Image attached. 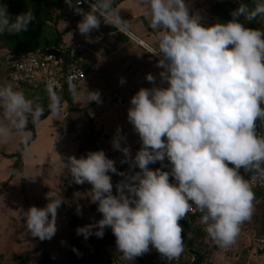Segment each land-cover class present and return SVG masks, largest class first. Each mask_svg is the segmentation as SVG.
I'll return each instance as SVG.
<instances>
[{
	"label": "clouds",
	"instance_id": "9594fccd",
	"mask_svg": "<svg viewBox=\"0 0 264 264\" xmlns=\"http://www.w3.org/2000/svg\"><path fill=\"white\" fill-rule=\"evenodd\" d=\"M64 2L81 16L77 29L89 43L99 41L91 33L102 23L125 31L127 22L114 0ZM83 3L89 4L87 11ZM141 3L157 33L155 46L145 45L146 52L159 57L157 67L166 86H156V77L148 73L153 87H141L131 97L127 119L141 142L134 156L122 146L126 138L117 127L112 146L123 153L121 163H128L129 172H118L103 150L79 158L70 155L62 162L72 182L91 185L90 201L102 214L78 227L77 235L102 238L105 228H111L124 264L151 248L172 261L185 247L180 222L198 211L206 238L227 251L254 213L255 194L241 170L264 180V29L246 26L252 21L264 24V0H255L253 7L240 2L230 20L208 26L199 14H190L186 0ZM35 20L31 8L13 17L0 3V37L19 35ZM119 82L126 83L123 77ZM84 95L87 103H102L98 90ZM48 110L59 117L58 98ZM44 112L43 105L12 84L0 86V140L17 134L26 146L32 139L29 123H38ZM165 159L169 170L149 168ZM109 173L123 177L115 184L116 194ZM22 176L34 180L36 175ZM47 199L44 207L31 206L24 217L27 231L40 241L55 236L64 203L62 196ZM76 214L82 215L79 204Z\"/></svg>",
	"mask_w": 264,
	"mask_h": 264
},
{
	"label": "rangeland",
	"instance_id": "374dc122",
	"mask_svg": "<svg viewBox=\"0 0 264 264\" xmlns=\"http://www.w3.org/2000/svg\"><path fill=\"white\" fill-rule=\"evenodd\" d=\"M62 27H68L66 28L67 31L64 32L71 29L68 24H64ZM258 28L264 29V24L259 22ZM73 37L71 33H64L62 36L64 39ZM4 64L5 49L0 48V86L7 84ZM17 90L23 91L26 97L32 100H34L33 96L40 97V94L34 91ZM45 98L47 104H54L57 100V97ZM114 105L110 99H103L102 103L99 104L95 102L93 111L96 110L97 112L93 115V121L103 129L104 133L108 134L106 139H100L102 142L101 148L108 158L115 161L116 167L121 163L123 153L119 151V154H116L110 147L104 145V140L109 144L112 143L118 126L121 129V134L126 138L121 141L122 146L126 144L133 155L135 151L131 147L134 143V135L127 123V115H123L121 110ZM98 106L102 108L97 110ZM51 115L53 116V127L56 128V133L51 130V119L47 116L36 124L34 139L20 152L23 165L21 175H36L35 179L32 180L22 176V180L15 177L11 182L5 183L6 191L0 201V264H19V256L22 255H25L26 258L20 264H38L44 253L54 264H71L70 253L74 241L77 242L79 249L77 253L79 261H75L74 264H124L120 259L121 254L117 250L111 254L105 253L104 250L109 246H98V237L94 234L87 239L83 235H77L76 229L78 227L98 221L102 218V214H95L89 209L92 204L88 192L91 189L89 183H86L83 191H66V181L68 182L67 177L70 173L60 163L67 161V157L70 155L77 158L81 157L77 155L76 142H79L82 151H85L88 124L80 113L68 110L64 103L59 106L58 118L53 114ZM58 130L67 137L71 138L72 135L76 142L64 138L63 135L61 139ZM19 142L17 134H13L7 140H0V151L12 153L16 150ZM1 157H3L2 154H0V163L4 161V157L3 159ZM151 165L155 169L162 167L169 170L170 168L167 159L163 164L158 161ZM123 166V172H129L128 163H123ZM2 168L1 164L0 179L3 181L7 171H3ZM135 171H139L138 167ZM249 182L253 188L256 181L253 179ZM253 191L255 199L252 219L242 226L236 243L227 251L219 248L206 238V232L204 226L200 223V217L196 219L195 223L199 225L201 231L205 234L196 239L192 247V250L198 251L202 255L200 264H257L255 243L258 238L262 237L261 235H264V231H261L260 222L262 198L256 195L254 188ZM47 196L50 198L62 196L64 204L71 208L76 219L72 224L67 215L58 214V231L55 236L51 240L40 241L39 238L32 237L27 231L24 217L25 212L31 206H45ZM77 204L82 206V215L76 214ZM156 252L154 248H151L148 253L137 257L132 264H139V261L148 264ZM191 261V250L184 247L177 264H189Z\"/></svg>",
	"mask_w": 264,
	"mask_h": 264
},
{
	"label": "crops",
	"instance_id": "0c3cea01",
	"mask_svg": "<svg viewBox=\"0 0 264 264\" xmlns=\"http://www.w3.org/2000/svg\"><path fill=\"white\" fill-rule=\"evenodd\" d=\"M211 1L212 0H186V3L189 5L190 14H199L202 17L200 22L205 26L211 25L208 23L205 15V10ZM114 7L119 10V15L127 22L125 28L126 32H118L114 28L104 25V29L108 32V34L101 38L98 42L90 43L89 47L85 50L81 61L82 65L85 67V77L78 84H76L73 89H71L70 93L72 107L75 109L85 108L87 115L91 117L92 121L94 118L93 115L97 111H93L95 108L94 101L88 103L86 102L84 93L87 90H98L101 100H109V92L111 90L116 91L123 99V102L120 105L115 104L114 106L119 108L123 115H127L128 109L131 106V97L141 87H153V84L146 79V75L148 73H151L156 77V86H166V83H163L160 79L159 73L161 69L157 67L159 57L146 52L145 45L155 46L157 33L150 27L149 13L147 12L145 6L141 3V0H117L114 2ZM62 25L64 24L57 23L56 25L57 30L62 32V36L64 33H71L73 35L74 30L70 29V31L64 32L67 31L66 28L68 27H62ZM75 29L78 31L77 27ZM112 33L115 34L113 35ZM80 36L84 37L81 34ZM4 72L6 74L5 64ZM121 77L125 79L126 83L121 84L119 82ZM101 108L102 107L98 106L97 110H100ZM47 116L51 119V130L56 133V128L53 127V116L51 113ZM126 120L134 135V143L131 145L134 151V147L141 143L140 138L133 130V126L129 123L128 119ZM93 124L95 129L100 130L107 138L108 134L104 133L103 129L100 128L99 125H96L94 121ZM57 132H59L61 139L63 135L64 138L66 137L75 141L72 135L70 138L62 134L60 130ZM104 145L110 147L116 154H119V151L113 148L112 143L109 144L106 140H104ZM0 154L4 157V161L0 163L3 167L2 170L5 172L7 171L6 177L4 178L5 175L3 176L5 180L3 179L2 181L0 179L1 201L4 192L6 191L5 183L11 182L15 177H12L9 181H7L9 166L13 162V158L5 157V154L9 153L0 151ZM3 157H1V159H3ZM62 164L63 163L61 162L60 165Z\"/></svg>",
	"mask_w": 264,
	"mask_h": 264
},
{
	"label": "trees",
	"instance_id": "16d2710c",
	"mask_svg": "<svg viewBox=\"0 0 264 264\" xmlns=\"http://www.w3.org/2000/svg\"><path fill=\"white\" fill-rule=\"evenodd\" d=\"M246 3L249 5V7L254 6L255 0H212L209 3V6L205 10L206 19L209 24H215L217 22H226L230 20L231 17V11L236 9L239 5V3ZM0 3L5 4L7 6L8 12L15 17L17 14L22 13L26 11L28 8H31L34 15L36 16V20L32 22L29 25V28L27 31L20 33L19 35H7L5 34L3 37H0V48L5 50H11V51H25V50H35L38 48H41L45 45L50 44H56L60 42L62 39V32H59L56 28L57 23L59 22L58 16L52 15V8L60 7L62 4V0H0ZM53 18V25H49L46 23V21L51 20ZM241 20L243 22V18L241 17ZM259 21H252V22H246V26L250 28H258ZM100 29L102 31H105L104 25L100 26ZM94 32H92L93 34ZM91 34V35H92ZM5 80L7 82L6 74H5ZM15 89H27L30 91H34L40 94V97H34V102L43 105L45 112L44 115L41 117L40 120L44 119L50 112H49V104L46 102V98H55L57 97L59 100V106L61 104H65L67 109L76 113H80L85 121L88 124V136H87V144L85 151H82V147L80 143L78 142L76 145V152L79 156H86L89 151H98L102 150V142L100 139H106V135L102 134L100 130L95 129L93 121L91 117H89L86 113L85 108L81 109H75L72 107L71 104V89L67 88L64 89L61 92H48L43 89H33L30 87H19ZM39 120V121H40ZM259 123V122H258ZM34 126L33 124L29 123V130L32 132V139H34ZM30 141V142H31ZM29 142V143H30ZM28 143V144H29ZM27 144V145H28ZM26 145V146H27ZM24 145H21L20 142L16 148V150L12 153L5 154V157L7 158H13V162L9 166V173L7 177V181H9L12 177H17L22 180V162H21V150L26 147ZM141 147V143L136 145L134 147V153H136L139 148ZM135 155V154H134ZM133 155V156H134ZM231 166V165H230ZM123 164L120 163L118 166H116L118 172H123ZM162 168V167H160ZM164 170H167L166 168H163ZM244 178L248 181L252 180L251 173H243ZM111 176V181L113 183V193L116 194L115 184L123 179L120 175L116 173H109ZM68 182L66 181V191L74 192V191H83L85 189L86 183L79 185L74 182H72L71 175L69 174ZM260 182L256 181L254 183V190L257 196H260L262 198L261 202V231H264V180L259 179ZM46 204L48 203V199H45ZM44 207V206H43ZM90 211H92L95 214H101L97 211V204L92 203L90 205ZM58 214H65L69 217L70 223H74L75 221V215L72 213V210L69 206L65 205L64 203L61 205V207L58 209ZM201 214L199 212H196L195 214L189 213L188 218L185 220H182L180 223L183 225L184 228V245L188 250H191L192 255V261L189 264H200V261L202 259V255L200 252L192 250L194 241L198 239L199 237L204 236L205 234L201 231L199 225H197L196 219L199 218ZM191 233V237H188V233ZM264 237V235H261ZM115 236L113 235V232L111 228H105L104 230V236L102 238L97 239V245H108L109 248H106L104 250L105 253H113L116 251V243H115ZM75 249L76 251H74ZM79 252L77 242L74 241L71 248L70 253V260H72L71 264H74L75 261H79V257L77 256V253ZM181 256V255H180ZM115 257V255H113ZM26 258L25 255L19 256V264L23 263L22 261ZM180 258V257H179ZM38 264H54L51 259L44 253L41 257V260ZM139 264H143L141 261H139ZM148 264H152L151 260L148 262Z\"/></svg>",
	"mask_w": 264,
	"mask_h": 264
},
{
	"label": "built area",
	"instance_id": "2783aa9c",
	"mask_svg": "<svg viewBox=\"0 0 264 264\" xmlns=\"http://www.w3.org/2000/svg\"><path fill=\"white\" fill-rule=\"evenodd\" d=\"M116 1L114 0V2ZM81 7L87 11L89 4L83 3ZM52 15L59 17L60 20L58 23L68 24L71 30L74 31L76 30L78 21L81 19V16L74 14L65 4L64 0H62L60 7L52 8ZM46 23L53 25V18L46 21ZM103 25L102 23L101 26ZM74 31V37L71 39L62 38L56 44L45 45L35 50H5L6 78L8 84H12L14 88L26 86L33 89H43L48 92H61L67 88L73 89L85 77V67L81 61L85 50L90 44L86 41L85 37L80 36L79 31ZM107 34L108 32L99 29L98 31H94L91 36L94 39L96 37H100L101 39ZM109 97L116 105H120L123 102V99L116 91L111 90ZM149 168L155 169L151 164H149ZM254 180L260 182L259 178ZM254 249L257 264H264V237L256 240ZM178 261L179 258L168 261L156 252L151 263L177 264Z\"/></svg>",
	"mask_w": 264,
	"mask_h": 264
}]
</instances>
